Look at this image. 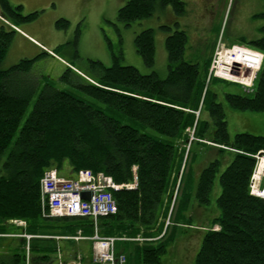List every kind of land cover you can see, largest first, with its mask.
Here are the masks:
<instances>
[{
  "label": "trees",
  "instance_id": "1",
  "mask_svg": "<svg viewBox=\"0 0 264 264\" xmlns=\"http://www.w3.org/2000/svg\"><path fill=\"white\" fill-rule=\"evenodd\" d=\"M157 6L172 7L177 15L186 12V4L181 0H130L120 9L118 18L130 26L150 18ZM0 11L6 21L15 18L31 23L39 17V13L23 15V8L13 7L9 0H0ZM68 25L66 20L56 23L58 29H66ZM262 33L263 37L247 48L264 57V27ZM16 34L11 28H0V67ZM186 44L184 31L178 30L167 38L165 79L156 72L142 75L134 67L122 66V55L112 48L111 67L90 61L88 68L94 78L83 72L92 83L68 68L61 80L71 83L99 105L47 84L40 90L23 125L39 90L36 81L25 85L19 77L29 74L46 53L23 60L9 70L0 69V238L14 234L10 222L15 220L25 222L26 234L36 237L30 240L28 254L0 256V264H26L27 258L30 264H51L57 244L42 237H70L79 231L85 237L93 236L94 221L89 218L42 215L41 179L50 169L60 173L66 163L75 174L84 170L103 173L118 186H124L113 193L117 213L98 220L101 237L155 239L165 233L155 243L140 246L132 241L125 250L126 264H162L175 241V232L170 233V228L179 221L189 223L192 217L188 216L187 221V215L195 206L209 205L216 175L228 163L220 176L221 195L217 200L220 215L212 220L195 264H264V199L251 192L259 163L256 157L264 153V137L242 133L231 139L224 107L214 101L216 96L207 85L212 59L206 60L200 73L197 64L184 59ZM135 47L144 64L154 67V32L139 34ZM226 100L236 111L264 112V59L254 89L243 95L227 94ZM204 110L210 121L201 120ZM196 122L197 140L191 143L188 158L194 143L218 154L195 182L186 161L178 188L180 195L166 229L177 177L184 168L189 130ZM129 185L134 188H126ZM56 219L58 222L54 223ZM215 226L219 229L214 230ZM20 240L27 246L25 239ZM117 250L120 251L118 247Z\"/></svg>",
  "mask_w": 264,
  "mask_h": 264
},
{
  "label": "rangeland",
  "instance_id": "2",
  "mask_svg": "<svg viewBox=\"0 0 264 264\" xmlns=\"http://www.w3.org/2000/svg\"><path fill=\"white\" fill-rule=\"evenodd\" d=\"M129 1L9 0L13 7L21 6L23 8V15L39 13V17L31 23H22L15 18L6 21L2 17V11H0V28H11L17 33L22 30L26 34V36H23L24 39L17 34L15 35L8 55L0 69L6 71L23 60H31L43 55L37 43L45 45L58 43L61 47L56 50V53L69 64H66L67 68H64L61 72L51 61H48L49 58L47 56H41L29 74L19 77L25 85L33 80L36 81L39 90L28 107L22 125L33 111L40 90L47 84L58 90L71 92L89 103L97 104L94 100L79 92L71 83L62 81L61 78L69 68L74 74H78L92 83L93 81L84 75L85 73L94 78L89 72V62L99 61L105 67H111L113 61L110 48L116 54L122 55V66L134 67L142 75H151L156 72L161 79H165L168 76L166 40L179 30L184 31L187 35L184 53L185 61L197 64L200 73H202L206 60L208 58L212 59L207 85L216 96L214 101L224 107L231 139L242 133L264 137V112L236 111L228 105L226 100L227 94L243 95V92L249 93L254 89V82L264 57L261 53L247 47L251 42L263 37L264 0H181L186 4L184 15H177L172 7L161 8L157 6L150 18L136 21L130 26H126L119 20L118 15L120 9ZM60 20L69 22L66 29H58L56 27V23ZM147 30H152L155 37L156 57L155 65L152 68L144 64L135 47L136 37ZM232 51L254 56L257 60V63L253 64V76L245 78L244 83L246 84L242 82V76H237V67L230 64V61L228 62L233 57L229 55ZM226 52L228 53L226 54ZM226 66H231L230 76L227 72L225 75L224 73L223 75L221 74L222 77L219 75V71L224 70ZM214 78L217 79L215 80ZM201 120H211L206 110L202 112ZM195 131L196 124L193 129L189 130L190 139L186 146L184 168L182 169V171L185 169L186 161H188L187 170L189 166L192 168L191 179L193 182L197 181V176L200 172L218 154L217 151L208 152L202 145L194 143L191 156H195L194 158H191V156L188 158L191 143L197 140L194 136ZM148 133L158 136L152 130H148ZM261 153L258 158L262 159L264 154ZM227 166L228 163H224L217 173L210 194V203L208 206H203L202 214L196 217L198 213L192 210L193 218L188 223L191 228L181 226L183 223L181 221L178 222L175 231L173 226L170 228V233L172 231L175 232V242L163 257L162 264H195L206 234L202 232L203 230L196 228L202 225L209 228L212 220L220 215V210L217 206V200L221 195L220 176ZM259 181L257 187L252 182L255 193L264 190V172L260 176ZM172 200H174V196ZM10 227L13 232H22V230H18L20 227ZM167 227L166 225V229ZM15 228L18 229L16 230ZM28 247L17 237L0 238V256L28 254ZM56 256V254L52 255L51 264H56Z\"/></svg>",
  "mask_w": 264,
  "mask_h": 264
},
{
  "label": "built area",
  "instance_id": "3",
  "mask_svg": "<svg viewBox=\"0 0 264 264\" xmlns=\"http://www.w3.org/2000/svg\"><path fill=\"white\" fill-rule=\"evenodd\" d=\"M136 180L137 178H135ZM121 188L123 189L124 186H118L112 178L102 173L94 174L88 170H84L80 171L74 178L67 179L61 176L55 169L47 170L44 173L40 190L42 215L45 218H92L94 221L93 236L84 237L79 232L75 237L63 239L91 241L93 260L90 264H126V256L116 253V243L118 241L143 243L150 240H145L141 237L136 239H119L100 236L98 227L99 217L116 214L117 204L113 193ZM126 188H134V185L126 186ZM178 188L179 185L175 189L174 200L178 196ZM84 193L89 194V200L83 197ZM253 193L255 192L253 191ZM12 224L23 228L26 227V223L22 221H12ZM168 225L169 222H167ZM218 229V227L215 228V230ZM20 237L28 242L33 238L25 233ZM26 264H30L29 259H27ZM61 264L63 263L61 262ZM68 264H83L82 258L78 256L74 262Z\"/></svg>",
  "mask_w": 264,
  "mask_h": 264
},
{
  "label": "crops",
  "instance_id": "4",
  "mask_svg": "<svg viewBox=\"0 0 264 264\" xmlns=\"http://www.w3.org/2000/svg\"><path fill=\"white\" fill-rule=\"evenodd\" d=\"M17 35L19 37L23 38V39H24L23 36H26V34L24 33V31H22V30H20L17 33ZM37 45L42 50L43 54L46 52V56L49 58L48 61H51L52 64H54L56 67H58L60 69L61 72H62V70L64 68H67V65L66 64H68V63L65 62L56 53V49L59 48L61 45H58V43H56V44L53 43L51 45H45V44H42V43H37ZM43 48H44V50H47L48 52L47 51H44ZM60 174L63 177H66V178H74L76 176V174L72 171L71 167L67 163L65 164L64 169L60 172ZM198 177H199V175L197 176V179H198ZM193 210H195L198 213V214H196V217H199L202 214L203 207L195 206L193 208ZM188 216L189 217L191 216L193 218L192 212L189 213ZM57 222H58V219H56L54 221V223H57ZM184 223L185 224H182L181 226L191 228V226L188 225V223H186V222H184ZM175 226H177V224L174 225V231L176 229ZM196 229L203 230L202 232H205L206 233L208 231V226L202 225V226L197 227ZM18 230H22V232H12V233H14V234H17L18 233V234L22 235L24 233V231H25L24 228H22V227H20V229H18ZM79 232H81V231H79ZM78 233H77V235H78ZM14 234H12V235H4V236H6V237L20 236V235H14ZM47 234H51V233H47ZM81 234H82V232H81ZM77 235L70 236V237H75ZM82 236H83V234H82ZM66 237L67 236H46V237H42V238L52 239V240H54V242H56V244H57L56 264H60V262H62L63 264H68V263L74 262V260L78 256H80L82 258V263L83 264H90L92 262V260H93L92 242L89 241V240L75 241V240H66V239H63V238H66ZM145 240H150V241H145V242H143V244L144 243H155L156 241L159 240V238H155V239H152V238L147 239V238H145ZM118 243H120V244H118ZM118 243L116 244V253L118 255H125L126 256L125 250L128 249L129 244L130 243H133V242L132 241H120ZM121 243H123V244L121 245ZM134 243L140 244V246L143 245L140 242H134ZM117 247H118V249L120 251L117 250ZM126 263H127V261H126ZM128 264H132V263L130 262Z\"/></svg>",
  "mask_w": 264,
  "mask_h": 264
},
{
  "label": "bare ground",
  "instance_id": "5",
  "mask_svg": "<svg viewBox=\"0 0 264 264\" xmlns=\"http://www.w3.org/2000/svg\"><path fill=\"white\" fill-rule=\"evenodd\" d=\"M228 52H226V54H227ZM220 54V53H219ZM223 54V53H222ZM225 54V55H226ZM229 55H231V56H233L231 59H229L228 60V62L230 61V64H232V65H234L235 67H237L236 69H238V74H237V76L239 75V77L240 76H242V82L244 83V81H245V78H247L248 76H253V74H252V71L254 70V68H253V64L254 63H257V60H256V58L254 57V56H250V55H244V54H242V53H240V52H237V51H232V52H230L229 53ZM232 69H231V66H226V67H224V70H220L219 71V75H223V73H224V75L228 72V75H229V72L231 71ZM221 75V76H222ZM230 76V75H229ZM223 77V76H222ZM236 77V76H235ZM240 79V78H239ZM241 80V79H240ZM250 82V81H249ZM244 84H246V83H244ZM199 112H198V116H197V120H198V118H199ZM196 125H197V122H196ZM261 154H264V153H261ZM258 162L259 163H257V166L258 167H256V172L254 173V175H253V178H252V182H254V185H255V187H257L258 185H259V180H260V176H262V174H263V172H264V158H258ZM56 170V169H55ZM91 172V171H90ZM183 172H184V170L180 173V175L178 176V178H177V180H178V185L180 184V181H181V178H182V175H183ZM59 173V172H58ZM60 174V173H59ZM103 174V173H102ZM61 175V174H60ZM77 175V174H76ZM62 176V175H61ZM66 178V177H65ZM43 179V178H42ZM42 179H41V184H42ZM67 179H70V178H67ZM41 184H40V186H41ZM252 185L253 184H251V192H253V187H252ZM122 189V188H121ZM263 193H264V190L263 191H258V192H256V193H253L254 195H258V196H260V197H263L264 195H263ZM175 201L176 200H172L171 201V207H170V210H169V215H168V218L166 219V221H168V222H170V215H171V213H172V210H173V207H174V204H175ZM117 213V212H116ZM103 217V216H102ZM68 218H72V217H68ZM81 218H83V217H81ZM100 218V217H99ZM89 219H91V220H93L92 218H89ZM169 225H170V223H169ZM165 233H163L162 235H164ZM161 235V236H162ZM161 236H159V237H157V238H161ZM113 238H116V237H113ZM124 238H126V237H123V238H119V239H124ZM141 238H143V237H141ZM143 239H145V238H143ZM119 242V241H118ZM117 242V243H118ZM116 243V244H117ZM143 244V243H142ZM60 264H61V262H60Z\"/></svg>",
  "mask_w": 264,
  "mask_h": 264
},
{
  "label": "water",
  "instance_id": "6",
  "mask_svg": "<svg viewBox=\"0 0 264 264\" xmlns=\"http://www.w3.org/2000/svg\"><path fill=\"white\" fill-rule=\"evenodd\" d=\"M83 197H84L85 199L89 200V194H88V193H84V194H83Z\"/></svg>",
  "mask_w": 264,
  "mask_h": 264
}]
</instances>
